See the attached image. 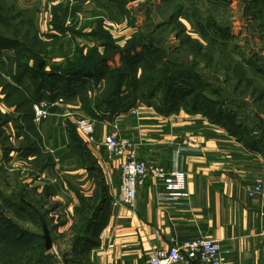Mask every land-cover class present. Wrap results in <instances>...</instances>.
<instances>
[{"label":"trees","instance_id":"obj_1","mask_svg":"<svg viewBox=\"0 0 264 264\" xmlns=\"http://www.w3.org/2000/svg\"><path fill=\"white\" fill-rule=\"evenodd\" d=\"M100 1L95 0L97 4ZM170 1L163 0L167 3ZM214 1L219 5L218 0ZM242 1L247 5L246 17L252 20L255 27L253 32H257L264 42V0ZM127 3H129L127 0H108V4H105L108 5L105 6L107 9L103 7L104 14L109 16L110 13L111 20L114 21L117 18H124L127 13L124 6ZM150 4L151 2H145V5ZM176 5L178 6L175 12L171 13L167 20L155 25L152 23L149 11L145 16L146 26L136 27L135 33L124 46L119 45L111 31L105 28L104 20L97 21L91 33L83 34L76 32L79 18L74 17L76 24L69 27L66 26L65 18L60 16V25L54 22L55 32L46 36L51 38L50 41L40 39L39 30L35 27V41L31 46H24L13 39L5 38L4 33L0 32V69L5 70L9 75V69L5 67L12 57L4 59L2 56V50L7 46L14 47L17 53L22 54L19 59L17 55L13 57L15 61L11 66L13 74L10 77L16 84L7 83L9 90L4 94L7 106L15 109L18 118L10 114L4 119L0 118V130H2L0 138L10 139L5 135V131L11 122L16 123L18 131L24 130L22 125L25 123L29 125L26 126V130L30 128L33 130L35 125L33 106L43 99L54 101L62 97L67 103H78L82 111L95 121L112 118L121 112H129L142 102L163 116L178 114L181 111L190 115H201L211 125L225 130L246 149L264 157V86L261 85L264 83V66H261L263 58L257 55L242 58L243 66L240 62H232L226 56L215 57L205 52L202 41L188 35L186 27L178 24V20L183 15V7L180 6L181 2H177ZM113 7L118 8L114 11L111 9ZM196 7L192 6L187 12L192 29L205 42L218 45L220 50H224L225 39L232 37L231 29L216 18L215 11L211 8L206 7L204 13ZM0 13H6L1 5ZM65 14L71 15L66 12L62 15ZM75 14L76 12L74 16ZM6 19L7 17L0 16L1 22ZM166 31L168 33L164 37ZM174 33L180 46H169L168 37ZM71 34L86 37L91 45L76 47L71 56L64 54L63 61L52 64L48 71L45 70V66L42 68L40 60L48 56V45L60 42V54H62L63 41ZM47 60L51 63L49 58ZM29 61H33L35 66L31 67ZM15 70H18L17 74ZM28 76L32 78L34 85L28 82ZM2 79L0 77V82L6 87ZM26 84L32 86L30 92L25 89ZM225 90L231 93L227 95ZM208 94L211 97H208ZM156 99L157 103L154 104ZM246 109L249 111L248 116H245L248 112L241 113ZM253 125L262 130L261 135L254 132ZM34 128L33 132L38 135L37 127ZM67 131L82 165L94 179L96 189L91 197H85L76 190L79 204L74 210L67 248L60 252V264H85L81 253L84 248L92 245V233L99 212L103 205L110 203L111 198L104 187L102 173L94 157L78 136L75 126L68 123ZM38 145L37 141H29L20 144L18 148L7 147L6 153L16 151L20 155H33L32 165L36 177L48 170L53 173L55 165L53 155L44 152ZM50 187L43 189L40 195L38 188H34L32 193L35 201H27L29 204L22 199L25 196L16 198L18 200L13 202V205L18 209L15 211L21 215L26 213L24 215L26 219L38 220L43 228L44 216L42 213L37 214L35 209L36 204L42 209L47 207L49 199L55 195ZM56 209L58 206H54L46 214ZM0 216L3 217L1 211ZM65 225L66 219L61 220L60 227ZM46 233L50 236L47 230L43 235L29 234L9 220L3 221L0 218V243L8 249L4 252L0 248V264L3 262L4 264H53L55 258L47 254L49 249ZM21 243L28 244L19 248L18 244ZM13 245L16 246V254H10Z\"/></svg>","mask_w":264,"mask_h":264},{"label":"crops","instance_id":"obj_2","mask_svg":"<svg viewBox=\"0 0 264 264\" xmlns=\"http://www.w3.org/2000/svg\"><path fill=\"white\" fill-rule=\"evenodd\" d=\"M73 104L53 108L51 115L39 122L58 124L46 149L52 155H60L61 211L75 210L79 204L76 190L91 197L96 189L94 179L73 147L67 131L73 120L66 114L92 118L82 111L80 104ZM133 109L96 120V143H86L111 200L120 195V160L105 163L102 143L114 124L121 137L136 145L142 161L184 171L189 198L177 204L161 200L165 187L150 178L138 189L135 210L112 207L111 201L106 203L99 212L92 245L81 253L83 262L149 264L150 255L170 248L173 240L205 237L220 242L224 264H264L260 203L246 191L248 185L264 184V157L249 151L201 115L179 112L162 116L154 108L141 106L139 116H134ZM34 123L38 124L35 117ZM42 137L40 140L50 138L48 127ZM45 173L38 175L41 177L37 181H43ZM42 191L38 189L39 194Z\"/></svg>","mask_w":264,"mask_h":264},{"label":"rangeland","instance_id":"obj_3","mask_svg":"<svg viewBox=\"0 0 264 264\" xmlns=\"http://www.w3.org/2000/svg\"><path fill=\"white\" fill-rule=\"evenodd\" d=\"M146 1L151 2V4L149 6L145 5ZM177 2H181L180 6L183 7V15L178 20V24L186 27L188 35H191L193 38L200 39L202 41L205 52H208L215 57L226 56L232 62H240V64L243 63L242 58H249L257 55L263 58L261 66H264V42L261 40L257 32H253L255 27H253L252 20H249V18L246 17L245 9L247 5L242 0H218L219 5L215 3L214 0H171L169 3L163 2V0H139L136 3L129 2L125 4L124 9L127 12L126 16L124 18H117L116 21L111 20L110 13L109 16L104 14L105 10L103 9V7L108 6L105 5L108 4V0H101L99 4H97L95 0H0V5L3 6L6 11V13H0V16L7 17V19L4 21L5 23L0 21V32L4 33L3 35L5 36V38L13 39V41L24 46H31L32 42L35 41V27L39 30L40 39L50 41L51 38L46 36L55 32L53 30L54 22L56 23V25H60V16L65 18L66 26L69 27L76 24L73 19L74 17L79 18L76 32H83V34L91 33L94 29L93 26L95 25V23L99 20H104L105 28L111 31L114 39L116 40V42H118L119 45L124 46L128 39L135 33L136 27H142L144 25L146 26L145 16H147L149 11L151 12V18L153 21L152 23L155 25L165 21V19L171 13L175 12L176 7L178 6L176 5ZM192 6H197L196 8L204 13L206 12L207 8H211L213 11H215L214 15H216V18L220 22L225 23L226 26L231 29L232 37L225 39L224 42L226 44V47L224 50H220V47L218 45H212L205 42L192 29L191 22L188 20L189 16L187 15V12H189V9ZM116 8L118 7H113L111 9L114 10ZM64 12L68 14L70 13L71 15L65 14L63 16L62 14ZM75 12L76 14L74 16ZM115 13L116 12H113V14ZM6 24H8V26H11V28L7 27ZM178 29L179 28H177V30ZM166 33H168V31L165 32L164 37H166ZM156 36L158 37L159 34H157ZM175 36L176 34L174 33L171 34L170 37H168V40L170 42L169 46H180V43L177 41V37ZM88 42H90V40L86 37L77 36V34H71L68 36L67 40L63 41L64 47L62 54H60V42L48 45V56L43 57V55H41V58H43L40 60V66L42 68L43 66H45V70L48 71L51 68L52 64H59L63 61L64 54L71 56L73 55V51L76 47H82L86 44H90ZM2 51V56H4V59H7L9 57L12 58L8 61V66L6 65L5 67L9 69V75L5 70L0 69V77L3 78L2 81L6 86L4 87L0 82V118L4 119L9 114L11 116H14V118H18L15 109L9 108L7 106L8 104L5 102L4 94L9 90V88L7 87V83L16 84L14 79L10 77L11 74H13V72L11 71V66L15 61L13 57L17 55V59H19L22 57V54L17 53L16 49L10 46H7L6 49H3ZM48 58L51 63L48 62ZM23 62L26 61L23 60ZM29 64L31 65V67L35 66V63L33 61ZM242 65L244 66V64ZM112 66H114V64H112ZM17 73L18 70H15V74ZM28 77V82L33 83L31 80L32 78L30 76ZM258 79L260 80V78ZM211 83L215 84L214 82ZM261 85L264 86V83H261ZM25 89L30 92V90H32V86H28L26 84ZM225 92L227 95L228 93H231L226 90ZM208 97H211V95L208 94ZM156 103L157 99L154 104ZM139 104H141L143 108L149 107L147 104H144L142 102H140ZM73 105L74 104L71 103V106ZM244 111L245 113L248 112V114L245 115L248 116V109L241 111V113H244ZM39 122L38 124L33 123L35 124L33 125V130L32 128H30V130H26V126L28 124H23V131H18L16 128V123L11 122L5 131V135L10 139L6 140L4 138H0V211L4 219L1 216L0 218L3 221H5V219L9 220L18 228L29 232V234L38 233L43 235L45 230L50 232L49 238L51 248L47 254L48 256H53L55 258V261H52L53 264H60V252L67 248L66 244L68 242L67 239L69 238L68 234L73 225L74 217L73 210H60V155L57 153L53 155L55 159L53 173H50L51 171L48 170L44 174V180L37 181V179H39L42 175L36 178L37 175L33 168L34 166L32 165L34 161V159L32 158L33 155H20L16 151L9 152V154L6 153L7 147L18 148L20 144L28 143L29 141H37L39 144L38 147L41 148L44 152H47L48 149L46 148L47 146H50V141L52 139L51 134H55L54 127L55 125L58 126V124H55L51 121L43 122L42 124ZM34 126H36L38 129V135H35V132H33L35 130ZM253 126V128H255L254 132H258V134L261 135L262 130L256 125ZM47 127L50 138L40 140V138H43L42 135L44 136ZM75 128L81 141L88 149V145L86 144V142H84V138L81 136L76 126ZM0 132H2V130H0ZM56 160L58 162H56ZM49 186H51L50 188H52L55 195L49 199L46 208L42 209L40 208V205L36 204L35 209V211H37V214L42 213V215L44 216L45 226L42 228L38 220L34 221L32 219H26V217H24L26 213H24V215L17 213L15 210H17L18 207L13 205V202H17L19 198L24 196L25 197L22 199L24 201L26 200V202L35 201L32 193L34 188L37 187L40 192L42 189H45ZM26 204L29 203L27 202ZM54 206H58V209L52 211L47 215L46 213L49 212V210H51ZM63 219H66V225L60 227V221ZM28 243L18 244V247H25ZM0 248L4 252L8 250L1 243ZM12 248L13 249H11L10 254H16V246L13 245Z\"/></svg>","mask_w":264,"mask_h":264},{"label":"built area","instance_id":"obj_4","mask_svg":"<svg viewBox=\"0 0 264 264\" xmlns=\"http://www.w3.org/2000/svg\"><path fill=\"white\" fill-rule=\"evenodd\" d=\"M67 105L59 97L54 101L43 99L34 104L33 111L36 122L46 119L51 115V110L58 106ZM136 106L131 114L139 116L140 106ZM66 117L73 120L79 133L88 145H95L96 121L88 117L77 118L76 114L68 113ZM111 132L105 137L102 145L105 149L104 162L119 159L120 195L111 200L112 207H124L135 210L138 189L145 185L148 179L165 187V194L161 200L170 204L181 203L189 198L187 190V174L178 169L168 170L164 166L149 165L138 156L136 145L128 138H123L118 132V127L111 126ZM198 147V146H196ZM179 154V151H177ZM178 154L176 157H178ZM250 198L257 199L260 203V216L264 220V184L255 183L246 187ZM263 259H264V228L260 233ZM149 264H224L222 247L219 241L198 237L192 240L179 242L173 240L170 248L157 250L150 255Z\"/></svg>","mask_w":264,"mask_h":264},{"label":"water","instance_id":"obj_5","mask_svg":"<svg viewBox=\"0 0 264 264\" xmlns=\"http://www.w3.org/2000/svg\"><path fill=\"white\" fill-rule=\"evenodd\" d=\"M130 3H136V2H138L139 0H128ZM50 236H49V234L48 233H46V240H47V242H48V249L50 250V248H51V246H50V238H49Z\"/></svg>","mask_w":264,"mask_h":264}]
</instances>
